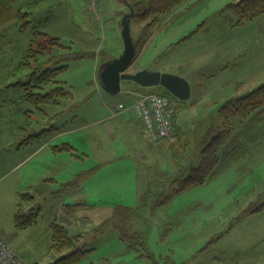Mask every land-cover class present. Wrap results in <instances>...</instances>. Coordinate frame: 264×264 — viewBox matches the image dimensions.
Here are the masks:
<instances>
[{
    "label": "rangeland",
    "instance_id": "rangeland-1",
    "mask_svg": "<svg viewBox=\"0 0 264 264\" xmlns=\"http://www.w3.org/2000/svg\"><path fill=\"white\" fill-rule=\"evenodd\" d=\"M232 1L189 0L179 16L157 26L146 44L138 46L128 71L182 72L194 88L197 82H208L211 67L218 71L224 66L221 58L213 55L211 38L222 25L218 24L222 17L235 15L221 13ZM129 4L119 0H39L37 11L48 19L42 28L48 37L35 38L31 44L29 39L15 37L4 51L14 67H20L19 56L35 66L39 53L52 47L51 39L57 37L64 49L56 44L48 51L53 55L68 51L88 54L69 60L59 74L78 103L73 111L55 117L64 111L65 103L46 104L43 110L32 111L28 102L19 100L21 104L6 106L0 115V235L24 264H54L83 246L94 250L71 264H264V120L257 126L262 144H257L256 154L251 150L246 155L247 164L236 165L237 160H231L215 177L190 186L184 184L186 177L179 167L189 170L190 163L200 161L198 138L200 135L202 141L208 120L194 123L198 112L209 104H194L197 93L191 100L173 101L174 119L186 116L183 128L174 124L169 138L150 144L149 156L144 159L150 169L139 170L140 190L134 174L132 179L122 178L126 185L117 184L119 191L113 193V163L99 165L113 159V119L96 121L122 94L105 91L99 72L105 57L110 60L123 52L125 13H119L129 12ZM144 23L132 20L135 40ZM245 23V29L255 25L262 47L242 55L237 73L232 74L243 80L248 93L264 83V12ZM198 28L201 30L193 33ZM216 48L219 56L223 49ZM196 49L200 52L195 53ZM19 52L22 54L17 56ZM202 64L207 66L200 67ZM192 67L206 72L192 75ZM225 75L213 80L209 102L233 96L224 97V91L231 90L223 85ZM123 84L137 85L132 81ZM139 87L149 92L159 88ZM53 120L57 130L42 132L52 128ZM83 124L88 127L77 129ZM89 130H94L92 139ZM117 135L114 144L119 148L132 142L148 145L147 136L138 139L131 126H119ZM66 143L81 152L57 149ZM121 204L138 208L133 225L148 231V256L139 255L144 251L141 246L129 248L120 239L116 225L123 224L124 213L115 209ZM56 226L63 229L65 237L57 234Z\"/></svg>",
    "mask_w": 264,
    "mask_h": 264
},
{
    "label": "trees",
    "instance_id": "trees-1",
    "mask_svg": "<svg viewBox=\"0 0 264 264\" xmlns=\"http://www.w3.org/2000/svg\"><path fill=\"white\" fill-rule=\"evenodd\" d=\"M119 1L130 3V8L134 11L131 24L132 20L137 19L146 22L145 25H142L141 34L136 40L138 50V46L153 34L155 27L164 17L173 14L188 0ZM38 4L39 0H0V115L7 108L6 106L21 104L19 100L28 102L32 106V111H35L33 108L43 110V105L46 104L61 106L65 103L64 111L57 113L55 117L73 111L78 106V103L74 101L73 91L65 80L59 78V74L68 65L69 60L83 57L88 54L87 52L68 51L67 53L60 52L53 55L52 52L48 51H51L56 44L60 49H64L61 41H58V38L55 37L51 39L53 46L46 47L41 51L42 53H39L35 66L30 65L32 61L25 62L19 56L22 54L20 52L17 55L20 57V67H14V64H10L9 58L4 56V51H8L7 47L15 37L16 39H29L30 44L40 36L44 39L48 37V33L42 29L46 27L48 19L46 16L44 18L41 16L43 14L41 11H37ZM31 8H34V10ZM223 10L233 12L237 18V24H243L264 12V0H238L230 2ZM27 46L29 47V43ZM31 59H33V56H31ZM106 60L108 58L105 57L103 62ZM157 87L159 88L154 91L168 95L172 102H184L171 94L165 87L161 85ZM263 120L264 83L250 92L223 104L217 114L209 117L208 123L206 122L207 125L206 123L203 125L207 130L202 141L200 135L198 138L197 147L200 146L198 148L199 163H190L189 170L183 169L182 165L179 167V173L182 174V171H184L183 176L186 177L183 180L184 184L190 186L202 184L219 174L229 165L231 160L244 154L247 149L246 142L251 138L252 130ZM201 122L203 120L199 121L198 124ZM64 126L66 127L65 124H62V127ZM51 127L49 130L43 128L41 131H49L50 133L56 131L57 124L54 120ZM65 146L57 149L75 150L70 143H66ZM137 209L133 206L117 205L115 210H122L124 215L122 216L123 224L116 225V228L120 239L129 248L141 246L144 251L139 255L148 256L149 252L145 250L148 231L135 228L133 225L134 218L138 215ZM56 231L57 234H62L65 237L63 229L57 227ZM82 248L67 253V255L57 259L54 264L75 263V261H79L80 258L94 250V247L83 246Z\"/></svg>",
    "mask_w": 264,
    "mask_h": 264
},
{
    "label": "crops",
    "instance_id": "crops-1",
    "mask_svg": "<svg viewBox=\"0 0 264 264\" xmlns=\"http://www.w3.org/2000/svg\"><path fill=\"white\" fill-rule=\"evenodd\" d=\"M235 1H238V0H234L232 2H235ZM187 2L184 3L181 7H179V9L176 10L172 15L170 14V15L166 16L167 18H164L157 26L170 22V20L173 16H179L180 12L183 10V8L186 7ZM129 6H130V4H129ZM223 9H224V7L222 8L221 13H223L225 11ZM124 13H126V12H120L119 14L123 15ZM257 20H259V19H257ZM254 22H256V21H254ZM220 23L222 25L217 26V30L215 32H213L214 35L211 38L212 39L211 44H212V47L214 48V52H213L214 57L215 58H221V63L222 64L224 63V66L222 67V69H220L218 71L211 67V69L208 71L209 79H207V81L209 83L206 82V80L200 81V82L196 83V87L194 88V83L190 79H188L190 83L192 82L191 83V96L189 99L191 100L194 93H197L196 94L197 99H195L194 104L195 103L196 104H199V103L200 104H209L208 106H206L207 108L201 109L198 112L199 115H198L197 121L194 123V125H198L199 121L208 120L209 117L213 114H217V112L220 111L221 106L223 104L227 103L229 100L247 93V92H245L246 87L244 88V86H243V83H244L243 80L240 79L239 77L233 76L232 74L237 73L236 71H238V70H236V69L240 67L239 60H240V58H242V55L246 54V52L248 50L253 49L254 51H256V50L259 51L260 48H262L261 47V37L260 36H259V38L256 37V34L259 35L260 33L259 32L256 33L255 25H253V26L251 25L252 27L245 29V28H247L246 27L247 23L237 24V18L235 15L233 17H228V18L222 17V22H219L218 24H220ZM121 26H122V24H121ZM201 28H202V26H201ZM201 28L194 30L193 33H195V31H200ZM251 28L253 31H251ZM131 29H132V26H131ZM154 31H155V29H154ZM132 36H133V34H132ZM152 36H153V34L145 40V42L143 43V46L146 44V42ZM133 38H134V41L136 44V40L138 37L136 38V40H135L134 36H133ZM216 47H221L223 49V52L222 53L220 52L219 56H216V52H217ZM136 48H137V46H136ZM196 52H200V51H198V49H196L195 53ZM256 52H255V54H256ZM205 66H207V65L202 64L200 67H205ZM190 72L192 75L197 74V73L202 74L203 72H206V69L198 68V67H192V68H190ZM222 73L227 74V76L225 75V77H224L225 79L223 80V85H226L227 88L231 89V90L224 91L225 92L224 97L227 98L230 95H233V96H231L227 99H222L221 101H217L215 103H211V102H209L210 96H208V93H210L211 90L213 89V86H214V85H212L213 80H215V78ZM180 74L184 75V74H182V72H180ZM143 92H148V91L146 89L139 87V85H134V84H126L125 85V84H123L121 92L118 93V94H122V98L119 101H117L116 103H113V108L109 107L107 109L108 113L105 114V116H103V118H100L99 120L96 121L97 123H106L108 120L113 119V159L109 160L107 162H104L102 164H99L102 166L104 164L113 163V193H117V191H119L118 187H116L117 184L126 185L125 183H127V182L123 181L122 178L129 176V178L132 179V176L134 174H136V178L138 181V190H140L139 189V177H138L139 176V170L142 167L144 169H147L148 167H150V165L146 164L147 161L146 160L144 161V159H147V157L149 156L150 144L153 145V143L148 138H146V141L148 142V145H146V147H141V144H139L138 142H137L138 144L135 142L128 143L126 145V148H119L114 144V142L118 138L117 131H119V126H122V127L131 126L132 128H134L135 135L137 136L138 139H143L144 136H146L144 133V130H143L144 127H143V122L141 119L137 118L130 109L124 110V111H118V109H117V104L119 102H125L126 104L129 105L138 97L139 94H141ZM113 95H115V94H113ZM185 117H183V115H182V117L179 120L174 119L175 126H179L182 129L183 128V120ZM258 124L252 130V133H251L252 139L250 138L246 142L247 149L245 150V153L236 159L237 160L236 165L247 164L245 161L246 155L251 150H253V152L255 153L258 150L257 144H262V142L259 140L261 138V136L257 131ZM82 127H88V124H83V126H81V127L79 126V127H77V129H79V128L81 129ZM87 133H88L89 138H91V139L94 138V136H95L94 130H89V131H87ZM160 142L162 143L163 141H160ZM160 142H158V143H160ZM158 143H154V145L158 144ZM195 144H197V143L195 142ZM73 146L75 148V151L81 152L80 148H78L75 145H73ZM137 146L141 150L138 149ZM84 153H86L87 158L91 157V154H89L88 152H84ZM142 154H143V156H140ZM76 157H78V156H76ZM236 160H234V161H236ZM253 160H254V162H257V160H255V159H253ZM254 164H256V163H254ZM148 169H150V168H148ZM79 173H81V172H78V174ZM120 179H121V181H120ZM146 190H147V187H146ZM143 192H145V191H143ZM256 232L257 233L261 232V229L259 231H255V234H256Z\"/></svg>",
    "mask_w": 264,
    "mask_h": 264
},
{
    "label": "water",
    "instance_id": "water-1",
    "mask_svg": "<svg viewBox=\"0 0 264 264\" xmlns=\"http://www.w3.org/2000/svg\"><path fill=\"white\" fill-rule=\"evenodd\" d=\"M132 8L122 18V37L124 49L119 57L103 62L100 67L99 81L105 91L118 94L123 87V81H132L142 87L163 86L171 94L182 101L191 96V83L181 75L159 70L141 69L134 73L128 71L129 66L137 56V48L132 36Z\"/></svg>",
    "mask_w": 264,
    "mask_h": 264
},
{
    "label": "built area",
    "instance_id": "built-area-1",
    "mask_svg": "<svg viewBox=\"0 0 264 264\" xmlns=\"http://www.w3.org/2000/svg\"><path fill=\"white\" fill-rule=\"evenodd\" d=\"M118 111L130 109L142 120L143 130L152 143L165 141L174 129L173 102L168 95L155 91L143 92L129 105L117 104ZM0 264H24L9 242L0 235Z\"/></svg>",
    "mask_w": 264,
    "mask_h": 264
}]
</instances>
